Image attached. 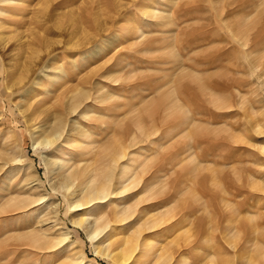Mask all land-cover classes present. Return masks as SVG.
I'll use <instances>...</instances> for the list:
<instances>
[{
    "label": "rangeland",
    "instance_id": "obj_1",
    "mask_svg": "<svg viewBox=\"0 0 264 264\" xmlns=\"http://www.w3.org/2000/svg\"><path fill=\"white\" fill-rule=\"evenodd\" d=\"M137 236L156 253L124 264H264V0H0V264Z\"/></svg>",
    "mask_w": 264,
    "mask_h": 264
},
{
    "label": "bare ground",
    "instance_id": "obj_2",
    "mask_svg": "<svg viewBox=\"0 0 264 264\" xmlns=\"http://www.w3.org/2000/svg\"><path fill=\"white\" fill-rule=\"evenodd\" d=\"M17 79H18V82H22V80H23L22 75H18L17 76ZM34 85L37 86L36 83H34ZM79 103L80 102L76 103L75 106L73 104L72 105L73 107H71V110H74V108H76L79 105ZM32 111H33V108L30 111L31 117L33 116V117H36L35 119H37V117H39V114L37 112H34L33 113ZM31 112H32V114H31ZM62 128L63 127H62L61 121L58 122V123H54L53 126L51 125V127H48L47 126L46 128H43V130H47L48 129L50 134L48 136H46L40 142H37L35 145L36 146H44V145L49 146V145L53 144V142L57 138L60 137V134L62 132ZM124 156H125V154L123 152H121L116 157H114L113 160H111V161L114 162V164H115V163H117L119 161V159H122ZM46 164H47V166L50 169V167L52 166V162H50V161L48 162L47 161ZM54 164L56 165V163H54ZM111 169H113V168H111ZM111 169L109 170L108 173H106V175H104V177H103L104 180L102 181V184H100V186H96L94 180L88 181L87 183L85 181L80 183V184H86L85 187H86V189L88 188L85 191V195H84V197H85L84 201L85 202H84V204H87V203H90V202H93V201H103L107 197H109V196L112 195V193L109 192V186H110V183H111V175H109V173H110ZM60 170H62V169H58L57 172H56V174ZM54 172H55V170H53L52 173H54ZM82 178L83 177H82V175H79V172L78 173H75L74 172V173H70L68 175L61 176L60 179H59L58 184H59V186L62 189H64L67 192H69L74 187L75 182L77 180H80V179L83 180ZM81 206H83V204H76V205H74L72 207L73 208H79ZM119 214L120 213L114 214L112 216V219H114V220H112V221H107L103 225L101 223L100 224H97L96 231L95 232H94V230L92 232H90L88 230L87 227H90V226H88L86 224V222H85V221H87L86 219H85V221H83L84 220L83 219V220H79L77 222H74V224L77 225V226H79L80 228H82L87 233L89 240H91L93 242V241H95L97 239V237L100 235V233H102V231L105 228H107V225L109 223H121V222H124L125 220H127L129 218V216H125L124 218H121L119 216ZM152 228H154V227H151L150 229H152ZM138 238L139 237L137 236V238H135V240L133 241V243L126 241L125 247L122 250H119V251L113 250V248H112L113 246L112 245H108L107 248H104V249H102V248L101 249L95 248V251H96L97 254H99V255L107 258L113 264H124L127 260L131 259L135 253L136 254L137 253H141L142 254L141 257L142 258L144 257V259H145V257H148L149 259L151 257H153V253H156L153 250V247L152 246H147V245H145V243L144 244H141V242L138 241ZM93 244H94V242H93ZM119 246H121V244ZM176 253H177V251H174L173 253L170 254V256H167V257L162 256V255H159V257L157 256V258L155 259L156 260L155 261L156 262L155 264H172V263L175 264L174 261L176 260V258H175V256H176L175 254ZM135 259H136V256H135Z\"/></svg>",
    "mask_w": 264,
    "mask_h": 264
}]
</instances>
